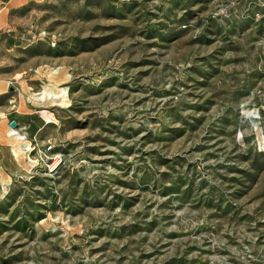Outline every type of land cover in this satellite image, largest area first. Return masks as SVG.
<instances>
[{
  "label": "rangeland",
  "instance_id": "obj_1",
  "mask_svg": "<svg viewBox=\"0 0 264 264\" xmlns=\"http://www.w3.org/2000/svg\"><path fill=\"white\" fill-rule=\"evenodd\" d=\"M0 78V264H264V0L30 2Z\"/></svg>",
  "mask_w": 264,
  "mask_h": 264
},
{
  "label": "crops",
  "instance_id": "obj_2",
  "mask_svg": "<svg viewBox=\"0 0 264 264\" xmlns=\"http://www.w3.org/2000/svg\"><path fill=\"white\" fill-rule=\"evenodd\" d=\"M42 1V0H0V37L4 30L9 25V16L12 12L20 9L21 7L27 5L30 2ZM10 83L3 78H0V150L4 151L5 154H1V157L9 156V144L10 138L12 135L10 134V121H15V119L11 116L10 107H7L5 104L8 95L10 94ZM8 100V99H7ZM7 103H10L8 100ZM3 105V106H2ZM16 122V121H15ZM17 123V122H16ZM18 125V123H17ZM19 126V125H18ZM8 151V152H7Z\"/></svg>",
  "mask_w": 264,
  "mask_h": 264
},
{
  "label": "bare ground",
  "instance_id": "obj_3",
  "mask_svg": "<svg viewBox=\"0 0 264 264\" xmlns=\"http://www.w3.org/2000/svg\"><path fill=\"white\" fill-rule=\"evenodd\" d=\"M10 134H11V135H14L16 139H19V140H25V137L22 136V135H20V134H19L16 130H14V129H11V130H10ZM26 134H30V133L27 132Z\"/></svg>",
  "mask_w": 264,
  "mask_h": 264
},
{
  "label": "water",
  "instance_id": "obj_4",
  "mask_svg": "<svg viewBox=\"0 0 264 264\" xmlns=\"http://www.w3.org/2000/svg\"><path fill=\"white\" fill-rule=\"evenodd\" d=\"M9 92H12V88L9 89ZM9 126H10L11 129L18 128V125H17V123L15 121H10Z\"/></svg>",
  "mask_w": 264,
  "mask_h": 264
}]
</instances>
